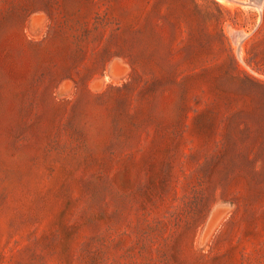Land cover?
Wrapping results in <instances>:
<instances>
[{
	"label": "rangeland",
	"instance_id": "rangeland-1",
	"mask_svg": "<svg viewBox=\"0 0 264 264\" xmlns=\"http://www.w3.org/2000/svg\"><path fill=\"white\" fill-rule=\"evenodd\" d=\"M253 1L0 0V264H264Z\"/></svg>",
	"mask_w": 264,
	"mask_h": 264
},
{
	"label": "bare ground",
	"instance_id": "bare-ground-1",
	"mask_svg": "<svg viewBox=\"0 0 264 264\" xmlns=\"http://www.w3.org/2000/svg\"><path fill=\"white\" fill-rule=\"evenodd\" d=\"M219 2H222V3H227L229 0H218ZM254 2V1H253ZM255 3V2H254ZM251 4H253L252 2H251ZM257 4V3H256ZM230 5H232V4H230ZM262 5V4H261ZM260 5V6H261ZM257 7H259V6H257ZM259 8H261V7H259ZM236 31H234V33H233V40H235V44H237V46H238V42H239V33H235ZM238 32H240V31H238ZM244 34H246V33H244ZM242 37L244 38V36L242 35ZM242 38V39H243ZM241 39V40H242ZM239 49H240V45H239Z\"/></svg>",
	"mask_w": 264,
	"mask_h": 264
},
{
	"label": "trees",
	"instance_id": "trees-1",
	"mask_svg": "<svg viewBox=\"0 0 264 264\" xmlns=\"http://www.w3.org/2000/svg\"><path fill=\"white\" fill-rule=\"evenodd\" d=\"M261 140H264V136H263V135H260V136L258 137V141H261ZM245 158H246V160L249 161V162L252 161V160H254V157L251 158L249 154H247V155L245 156Z\"/></svg>",
	"mask_w": 264,
	"mask_h": 264
},
{
	"label": "water",
	"instance_id": "water-1",
	"mask_svg": "<svg viewBox=\"0 0 264 264\" xmlns=\"http://www.w3.org/2000/svg\"><path fill=\"white\" fill-rule=\"evenodd\" d=\"M263 0H255L257 4H260Z\"/></svg>",
	"mask_w": 264,
	"mask_h": 264
}]
</instances>
